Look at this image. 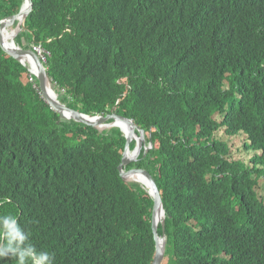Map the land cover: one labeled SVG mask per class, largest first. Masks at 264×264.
Returning a JSON list of instances; mask_svg holds the SVG:
<instances>
[{"label":"trees","instance_id":"1","mask_svg":"<svg viewBox=\"0 0 264 264\" xmlns=\"http://www.w3.org/2000/svg\"><path fill=\"white\" fill-rule=\"evenodd\" d=\"M22 38L50 50L67 106L117 100L150 134L160 264H264V0H32ZM28 76L0 47V214L54 264H151L154 202L119 174L120 131L59 120Z\"/></svg>","mask_w":264,"mask_h":264},{"label":"water","instance_id":"2","mask_svg":"<svg viewBox=\"0 0 264 264\" xmlns=\"http://www.w3.org/2000/svg\"><path fill=\"white\" fill-rule=\"evenodd\" d=\"M31 9H32V0H23L18 12L11 14L10 16L4 17L3 19L0 20V46L7 54H9L14 59L18 60L23 65H25L26 61L30 63L29 60H31V63L33 64L35 71H32L31 69L30 70L36 75L37 79L39 80L41 93H42L44 100H46L51 106H54L55 110L59 113L60 116L69 115L70 117H73L75 120L85 122L91 126L101 124L104 122L108 123V120L112 118L115 121L119 120L122 123L124 122L126 124H129L131 119L125 118L120 115H115L114 113L106 114L102 116H90L87 114H83L78 110L68 107L65 103H62L57 97H54V95L55 96L57 95L50 91L49 87H51V82L47 74V71L45 69L46 67L44 66V64L38 57V55L34 53L33 51H31V49H24L18 44L14 45L15 40L13 38L12 39L14 42L12 43V45L9 46L4 43L2 39V35H1L3 27L7 25H11L18 19H21V20H18V23L16 24H17V27H19V30L24 29V25H25L24 20L26 19L27 15L30 13ZM27 56L30 59H28ZM24 59H27V60H24ZM104 125L107 126L108 124H104ZM134 126H135V129H137L138 131V136H140V142L144 141L142 131L135 124ZM134 135H136V133H134L131 129V131L128 133L127 146L122 155V159L118 166V170H119V173L122 179H127L128 176L132 177L138 173L142 174L145 182L147 183L149 187L148 192L154 202L152 218H151V230H152V235L155 241V254H154L151 264H160V262L162 261L164 252H165V242L164 240H162V237L165 236L164 218L160 222L161 227H162L161 235H159L158 227H157L158 225L157 215L159 214V215H162V217L164 216V209L162 205L160 191L155 183L154 178L147 170L145 169H140L139 171L131 170L129 171V173H126L122 169V167L128 163L127 161L135 158L141 146L139 145V147L135 148L134 151H130V149L128 148V143L130 141V138Z\"/></svg>","mask_w":264,"mask_h":264},{"label":"rangeland","instance_id":"3","mask_svg":"<svg viewBox=\"0 0 264 264\" xmlns=\"http://www.w3.org/2000/svg\"><path fill=\"white\" fill-rule=\"evenodd\" d=\"M27 18V17H26ZM3 19V18H2ZM26 20V19H25ZM25 20H24V22H25ZM14 26L16 25V21H15V23L13 24ZM24 27H25V25H24ZM22 30V29H21ZM20 30V31H21ZM19 31V32H20ZM17 36V35H16ZM27 39V38H26ZM47 40H50V39H47ZM19 42V43H18ZM15 43L16 44H18V45H20L21 47H23L24 49H31V51H33L34 53H36L37 55H38V53L37 52H39L41 49L40 48H38V47H34V46H36V45H41V47H42V51H45V61L44 60H42V63L44 64V66L46 67L45 69H46V71H47V66L45 65V63L47 62V56H50V50H48V49H46L43 45H42V43L41 42H31V43H28L26 40H24V38H22V39H20L19 41H17L16 40V37H15ZM26 45V46H25ZM1 47V46H0ZM2 49V48H1ZM3 50V49H2ZM4 51V50H3ZM39 56V55H38ZM40 57V56H39ZM13 58V57H12ZM14 59V58H13ZM16 60V59H15ZM16 61H18V60H16ZM19 62V61H18ZM20 63V62H19ZM21 64V63H20ZM23 67H25L26 68V70L28 71V73H29V75L30 76H28V79H29V81L30 82H33V77H35L36 78V80H38L37 79V77H36V75L30 70V68L29 67H27L26 66V64L25 65H23V64H21ZM47 74H48V76H49V79H50V82H51V85H52V90H54V92H52V93H54V94H56L57 96V98L62 102V103H64L61 99H60V97L64 94V91L63 90H58V86H56L52 81H51V76L49 75V73H48V71H47ZM32 86H33V88H35V89H38V91H39V93H40V97L43 99V101L46 103V104H48L49 105V107L54 111V112H56L58 115H59V113L55 110V107L54 106H51L46 100H44V98H43V96H42V93H41V88H40V84H39V80H38V82L37 83H35V82H33L32 83ZM116 105H117V100H116V102L112 105V106H110V107H108V109H106L105 111H103V112H101V113H97V114H101V115H106V114H111V113H114L115 115H120V116H123V117H128V118H131V121H130V123L129 124H123L124 125V128H121L120 126H117L116 125V123L118 122V121H115L113 118L112 119H109L108 120V123H101V124H97V125H94V126H92V127H94L95 129H97L99 132H102V131H104L105 133L104 134H108V132L110 131V130H112V129H115V130H119L120 132V136L121 137H123L124 138V145H123V151H122V155H123V153H124V150H125V148H126V146H127V139H128V133L131 131V129H132V127H133V129H134V124L136 125V126H138V128L142 131V133H143V140L144 141H142V142H140V136H136V135H134V136H132L131 138H130V141H129V143H128V148L130 149V151H134V149L135 148H138L139 147V145H141L140 146V148H139V151H138V154L135 156V158L134 159H132V160H129V161H127L128 163L127 164H125L123 167H122V169H123V171L124 172H126V173H129V171H139L140 169H145V168H139L138 166H136V164L138 163V161L140 160V155H141V152H142V157H144V156H146V153L152 148V141L151 140H147L148 139V137H149V135L150 134H147V132H146V130L143 128V127H141L140 125H138L137 123H136V121H135V119H134V117H132V116H126V115H124L123 113H119V112H117L115 109H116ZM69 107V106H68ZM71 108V107H70ZM73 109V108H72ZM79 111V110H78ZM81 113H83V114H87V113H84V112H82V111H80ZM87 115H90V116H94V115H96V114H90V113H88ZM60 119H66V120H73V121H76V122H80V123H83V124H86V125H89V124H87V123H85V122H81V121H77V120H75L73 117H70L69 115H59V120ZM113 121H115V122H113ZM57 122H59V121H57ZM104 124H108L107 126H105ZM133 125V126H132ZM90 126V125H89ZM237 143V145L236 146H234L236 149H237V151H239V152H242V153H245V152H247V149L246 148H244L243 146H241V140H239L238 142H236ZM248 153V152H247ZM122 155H121V159H122ZM251 155H252V153H251ZM121 159H120V162H121ZM120 162H119V164H120ZM119 164H118V166H119ZM129 164H133V166L128 170L127 169V165H129ZM118 166H117V169H118ZM130 166V165H129ZM146 170V169H145ZM119 171V170H118ZM120 174V173H119ZM121 176V175H120ZM122 178V177H121ZM125 183H129V184H131V183H137V182H134L132 179H131V177H127V179H122ZM156 183V182H155ZM137 184H139V183H137ZM140 186H142L141 184H139ZM157 185V184H156ZM143 187V186H142ZM144 188V187H143ZM145 190H146V192L148 193V195L150 196V194H149V190H147L146 188H145ZM151 197V196H150ZM151 233H152V230H151ZM164 237H166V236H164ZM166 242H167V238L165 239V246H166ZM178 256H180V255H178Z\"/></svg>","mask_w":264,"mask_h":264},{"label":"clouds","instance_id":"4","mask_svg":"<svg viewBox=\"0 0 264 264\" xmlns=\"http://www.w3.org/2000/svg\"><path fill=\"white\" fill-rule=\"evenodd\" d=\"M39 58L42 61L41 57ZM123 124L126 123L123 122ZM134 131L138 136V131L135 127ZM3 203H6V201L0 202V204ZM163 218L165 224V210ZM159 225L162 230L161 223H158L157 227ZM0 260L12 261L13 264H54L55 254L48 250L37 248L32 242L31 231L21 225L17 216L5 213L0 214Z\"/></svg>","mask_w":264,"mask_h":264},{"label":"bare ground","instance_id":"5","mask_svg":"<svg viewBox=\"0 0 264 264\" xmlns=\"http://www.w3.org/2000/svg\"><path fill=\"white\" fill-rule=\"evenodd\" d=\"M18 20H21V19H18ZM18 20H17V23H18ZM19 31L20 30H19V27H17V24L15 26L11 24V25H7V26L3 27L1 35H2V39H3L4 43L9 45V46L12 45V43L14 42L13 39H15V37L19 33ZM14 45H17V44L14 42ZM27 58L30 59L28 56H27ZM24 60H27V59H24ZM29 61H30V63H28L27 61L25 62L26 66L29 67L32 71H35L34 67H33V64L31 63V60H29ZM49 88H50L51 92H54V90H52V85ZM54 97H56V96L54 95ZM94 116H102V115L101 114H97V115H94ZM116 121H118L116 123L117 126H120L121 128H124V125H123L122 122H120L119 120H116ZM132 131L135 133L133 127H132ZM131 179L134 182H137V183L141 184L147 190L149 189V187H148L147 183L145 182L142 174L138 173V174L132 176ZM157 217H158V223H160L163 220V217H162V215H159ZM162 240H164V242H165V237H162Z\"/></svg>","mask_w":264,"mask_h":264},{"label":"built area","instance_id":"6","mask_svg":"<svg viewBox=\"0 0 264 264\" xmlns=\"http://www.w3.org/2000/svg\"><path fill=\"white\" fill-rule=\"evenodd\" d=\"M34 47H38V48L41 49V50H40L39 52H37V53H38V55L41 57V59L45 61V51H42V47H41V45H36V46H34Z\"/></svg>","mask_w":264,"mask_h":264}]
</instances>
